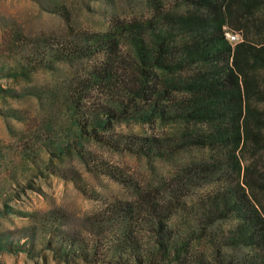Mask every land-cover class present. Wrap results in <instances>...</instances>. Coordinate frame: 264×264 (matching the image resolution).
Here are the masks:
<instances>
[{
	"label": "trees",
	"instance_id": "16d2710c",
	"mask_svg": "<svg viewBox=\"0 0 264 264\" xmlns=\"http://www.w3.org/2000/svg\"><path fill=\"white\" fill-rule=\"evenodd\" d=\"M146 1L154 12L149 19L114 18L107 32L47 39L41 49L28 42L31 65L91 60L71 97L77 139L152 160L170 159L186 149L212 153L181 166L173 183L140 193L137 206L120 200L106 205L94 217L97 231L90 249L79 236L66 235L61 243L68 252L60 257L66 263L73 255L96 264H264V210L258 197L264 194V171L245 157L264 151V78L259 74L264 70V14L257 22L260 41L230 43L226 38L228 20L239 18L235 23L242 27L254 23L245 13L264 11V0H181L186 6L181 13L166 12L159 0ZM54 11L68 19L58 8ZM18 76L16 69L0 66V77ZM14 95L13 89L0 87V99ZM12 113L7 116L16 117ZM156 120L182 123L184 129L162 138L114 129L118 122ZM61 145L51 141L45 148L56 158L76 147L89 171L134 186L123 170L97 161L80 142ZM46 168L70 178L84 196L101 198L75 172ZM205 186L210 190L186 199L190 190ZM12 212L5 205L0 216ZM139 212L152 223L151 250L136 236L143 221ZM11 249L0 241V253Z\"/></svg>",
	"mask_w": 264,
	"mask_h": 264
},
{
	"label": "rangeland",
	"instance_id": "374dc122",
	"mask_svg": "<svg viewBox=\"0 0 264 264\" xmlns=\"http://www.w3.org/2000/svg\"><path fill=\"white\" fill-rule=\"evenodd\" d=\"M159 1L166 12L186 10L181 0ZM55 8L68 19L54 11ZM153 14L146 0H0V66L19 71L15 78L0 77V87L15 92L14 97L0 99V210L6 205L14 211L0 216V241L9 243L12 248L0 253V264H96L73 255L74 259L66 263L60 257L62 252H68L61 243L62 238L75 234L89 250L97 231L94 217L106 205L120 200L137 206L140 193L165 182L173 183L181 166L207 160L212 153L211 150L186 149L170 159L152 160L137 154L115 152L86 138L77 139L71 97L84 69L91 66V60L53 62L39 67L31 65L33 55L28 42H37V48L41 49L44 46L41 42L47 39L75 40L85 32H107L111 30L110 20L114 18L121 22L143 21ZM245 14L247 19L255 18V22L242 27L235 23L239 18L228 20L227 33L237 35L236 42L244 38L260 41L262 32H259L257 22L264 11L256 9ZM238 26L239 29L234 30ZM259 74L264 78V70ZM260 108L264 110V105ZM8 111L17 118L7 116ZM114 129L123 134L162 138L181 132L184 125L162 124L157 120L118 122ZM51 141L62 143L61 148L80 142L81 148L97 161L123 170L134 186L124 187L89 171L76 147L52 158L45 148ZM25 148L32 153L26 150L25 154ZM50 150L55 154L59 152ZM245 157L247 164L254 163L264 171V151L256 155L246 153ZM49 166L68 175H71L70 171L75 172L87 189L100 194L101 198L95 200L84 196L70 178L54 175L47 170ZM210 188L190 190L186 199L190 201L194 195L206 193ZM258 197L264 210V194ZM139 214L143 221L135 229L136 236L144 248L151 250L154 241L152 223L142 212ZM18 246L26 250L20 251Z\"/></svg>",
	"mask_w": 264,
	"mask_h": 264
},
{
	"label": "built area",
	"instance_id": "2783aa9c",
	"mask_svg": "<svg viewBox=\"0 0 264 264\" xmlns=\"http://www.w3.org/2000/svg\"><path fill=\"white\" fill-rule=\"evenodd\" d=\"M226 38L228 39L230 43H236L237 41V35L233 33H226Z\"/></svg>",
	"mask_w": 264,
	"mask_h": 264
}]
</instances>
